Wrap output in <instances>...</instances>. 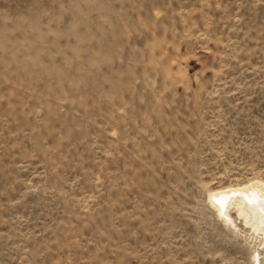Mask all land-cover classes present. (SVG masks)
<instances>
[{
    "label": "rangeland",
    "instance_id": "rangeland-1",
    "mask_svg": "<svg viewBox=\"0 0 264 264\" xmlns=\"http://www.w3.org/2000/svg\"><path fill=\"white\" fill-rule=\"evenodd\" d=\"M255 182L264 0H0V264H264Z\"/></svg>",
    "mask_w": 264,
    "mask_h": 264
},
{
    "label": "bare ground",
    "instance_id": "bare-ground-1",
    "mask_svg": "<svg viewBox=\"0 0 264 264\" xmlns=\"http://www.w3.org/2000/svg\"><path fill=\"white\" fill-rule=\"evenodd\" d=\"M211 200L227 219H229L227 209L230 205H238L239 211L246 216L247 221L264 232V183L255 182L228 191H218L213 193Z\"/></svg>",
    "mask_w": 264,
    "mask_h": 264
}]
</instances>
